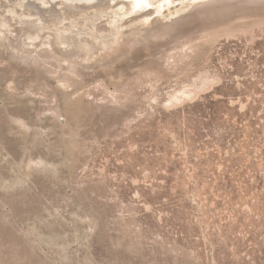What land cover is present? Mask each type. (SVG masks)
Listing matches in <instances>:
<instances>
[{
	"label": "rangeland",
	"instance_id": "1",
	"mask_svg": "<svg viewBox=\"0 0 264 264\" xmlns=\"http://www.w3.org/2000/svg\"><path fill=\"white\" fill-rule=\"evenodd\" d=\"M0 264H264V0H0Z\"/></svg>",
	"mask_w": 264,
	"mask_h": 264
},
{
	"label": "bare ground",
	"instance_id": "2",
	"mask_svg": "<svg viewBox=\"0 0 264 264\" xmlns=\"http://www.w3.org/2000/svg\"><path fill=\"white\" fill-rule=\"evenodd\" d=\"M46 1H48V0H46ZM50 1L54 2V4H56L58 1H61V2L65 3V6L67 9H71L73 7L75 9H79V8H88V7H92V6H99V5H102L103 3H105L109 0H50ZM136 1L141 6H143L145 3V0H136ZM28 4L37 6L34 2H29ZM39 10L42 11V9H39Z\"/></svg>",
	"mask_w": 264,
	"mask_h": 264
}]
</instances>
